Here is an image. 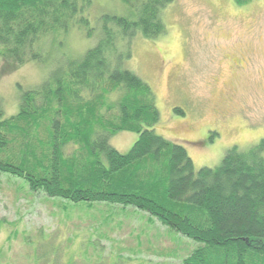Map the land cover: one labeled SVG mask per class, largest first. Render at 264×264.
<instances>
[{
  "label": "trees",
  "instance_id": "obj_1",
  "mask_svg": "<svg viewBox=\"0 0 264 264\" xmlns=\"http://www.w3.org/2000/svg\"><path fill=\"white\" fill-rule=\"evenodd\" d=\"M121 1L129 15H102L94 48L23 92L16 114L0 104V174L75 207L147 214L196 245L182 264H264V144L232 147L217 167L196 170L181 145L158 136L153 89L126 64L134 39L163 36L173 0ZM90 3L0 0V74L40 59L57 31L91 37ZM122 132L137 136L126 154L110 145Z\"/></svg>",
  "mask_w": 264,
  "mask_h": 264
},
{
  "label": "rangeland",
  "instance_id": "obj_2",
  "mask_svg": "<svg viewBox=\"0 0 264 264\" xmlns=\"http://www.w3.org/2000/svg\"><path fill=\"white\" fill-rule=\"evenodd\" d=\"M129 13L121 0H91L82 14L91 37L57 31L38 46L40 59L0 74L5 117L23 92L96 46L102 15ZM162 18L163 36L134 39L126 64L153 89L155 133L181 145L196 170L217 167L232 147L264 144V0H173ZM136 139L122 132L110 145L126 154ZM195 247L133 208L75 207L0 174V264H182Z\"/></svg>",
  "mask_w": 264,
  "mask_h": 264
}]
</instances>
